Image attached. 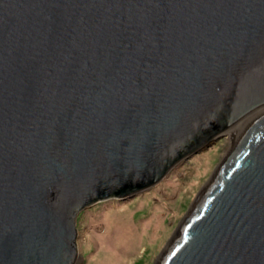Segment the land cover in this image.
Segmentation results:
<instances>
[{
    "label": "water",
    "instance_id": "1",
    "mask_svg": "<svg viewBox=\"0 0 264 264\" xmlns=\"http://www.w3.org/2000/svg\"><path fill=\"white\" fill-rule=\"evenodd\" d=\"M264 107V0H0V264H76L77 215ZM158 264H264V113Z\"/></svg>",
    "mask_w": 264,
    "mask_h": 264
},
{
    "label": "rangeland",
    "instance_id": "2",
    "mask_svg": "<svg viewBox=\"0 0 264 264\" xmlns=\"http://www.w3.org/2000/svg\"><path fill=\"white\" fill-rule=\"evenodd\" d=\"M235 142L234 137H221L152 187L81 211L76 264H158Z\"/></svg>",
    "mask_w": 264,
    "mask_h": 264
},
{
    "label": "bare ground",
    "instance_id": "3",
    "mask_svg": "<svg viewBox=\"0 0 264 264\" xmlns=\"http://www.w3.org/2000/svg\"><path fill=\"white\" fill-rule=\"evenodd\" d=\"M264 113V107H262L261 109H259L258 111H256L253 114H250L248 117L242 119L240 122H238L236 125L232 126L230 129H228L225 133V137H234L236 138V142L233 143V148L235 147V144L238 142L239 138L242 136V134L246 131L247 127L252 123L253 120H255L258 116H260L261 114ZM232 148V149H233ZM232 151V150H231ZM230 151V152H231ZM216 175V174H215ZM213 180V179H212ZM210 183L208 184V186L206 187V189L202 192L201 196L204 194V192L207 190V188L209 187ZM201 196L199 197V199L201 198ZM198 199V200H199ZM197 200V202H198ZM196 202V203H197ZM195 203V205H196ZM194 205V206H195ZM182 228V227H181ZM180 228V229H181ZM178 234V233H177ZM177 236V235H176ZM174 240V239H173Z\"/></svg>",
    "mask_w": 264,
    "mask_h": 264
}]
</instances>
